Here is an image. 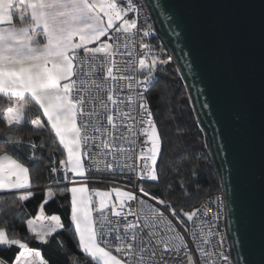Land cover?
I'll use <instances>...</instances> for the list:
<instances>
[{"label": "snow or ice", "instance_id": "obj_1", "mask_svg": "<svg viewBox=\"0 0 264 264\" xmlns=\"http://www.w3.org/2000/svg\"><path fill=\"white\" fill-rule=\"evenodd\" d=\"M140 13L132 0H0V94L12 105L7 124L20 126L27 117L66 154L50 171L62 173L79 250L92 264H240L231 248L223 246L219 211L206 220L201 208L178 210L144 186L160 181L166 152L147 94L158 66L169 64L172 56L156 54L144 42L155 29L147 15L141 22ZM201 29L194 20V36ZM130 45L144 50L142 58L125 59L133 56ZM226 56L233 118L243 139L258 131L264 159V68L256 93L244 56L230 48ZM21 132L22 128H10L6 141L23 148ZM29 146L28 155L35 158L38 145ZM93 171L129 177V184L139 182L134 190L127 184L90 190L87 182ZM31 187L26 163L0 155V192L16 195ZM31 195H19V200L28 201ZM54 195L48 190L40 215L27 220L34 239L46 245L65 227L61 216L45 215L43 205ZM226 199L217 197V207ZM0 246L19 250L11 262L0 257V264H49L40 251L4 227Z\"/></svg>", "mask_w": 264, "mask_h": 264}, {"label": "water", "instance_id": "obj_2", "mask_svg": "<svg viewBox=\"0 0 264 264\" xmlns=\"http://www.w3.org/2000/svg\"><path fill=\"white\" fill-rule=\"evenodd\" d=\"M143 1L155 33L187 89L223 198L227 196L225 228L231 255L240 264L245 260L260 264L264 253V159L258 131L251 139H243L233 118L226 50L244 56L247 78L258 93L264 68V0ZM194 20L202 25L195 36Z\"/></svg>", "mask_w": 264, "mask_h": 264}, {"label": "trees", "instance_id": "obj_3", "mask_svg": "<svg viewBox=\"0 0 264 264\" xmlns=\"http://www.w3.org/2000/svg\"><path fill=\"white\" fill-rule=\"evenodd\" d=\"M151 41L162 49H166L156 33ZM166 55H170L167 51ZM154 120L161 133L165 165L160 167L161 179L158 183H145V188L174 206L185 211L194 210L206 198L222 190L220 180L206 149L204 133L197 121L187 89L173 61L158 66L154 74V83L149 96ZM10 104V103H8ZM35 111V109H34ZM8 127L0 110V134ZM22 140L19 146H13L0 136V155H12L26 163L30 168L32 195L28 201L21 202L19 195L28 192L0 195V227L41 252L49 264H92L89 257L79 250L78 239L74 233V225L70 222L69 196L64 192V184L60 182L62 173H52L50 169L59 165L64 158L58 145L47 132H39L26 122L22 126ZM38 145L35 158H30L29 143ZM159 163V162H158ZM102 179H117L106 176ZM89 180H98L89 175ZM91 186V185H89ZM104 188V187H102ZM55 195L44 206L45 215L61 216L64 229L57 231L49 238V244H43L27 227V220L39 213L47 191ZM63 243H59L61 241ZM18 248L1 250L0 257L13 261Z\"/></svg>", "mask_w": 264, "mask_h": 264}, {"label": "built area", "instance_id": "obj_4", "mask_svg": "<svg viewBox=\"0 0 264 264\" xmlns=\"http://www.w3.org/2000/svg\"><path fill=\"white\" fill-rule=\"evenodd\" d=\"M118 2H119V0H118ZM132 2L135 3L138 7L141 8V13H140L141 22H143L144 16L147 15L148 18L150 19V22L153 25L152 16H151L146 4L144 3V1L143 0H132ZM153 28H154V25H153ZM144 42L151 44V47H152V50H153L154 53L159 54V55L167 54V49H162L159 46H156L151 41V37L150 38H145ZM129 50L133 52V56L132 57H126L125 59L142 58L143 53H144L143 49H140V48L132 46V45H130ZM117 59L119 60L120 57H117ZM151 90H152V87H151ZM151 90L147 94V99H148V103H149L150 108H151V103H150V100H149V96H150ZM151 110H152V108H151ZM153 118H154V116H153ZM89 175L95 177L98 180H93L88 185L93 184V185H97L99 187H123V186H121L119 184H127L128 188L130 190H134L135 184L139 182V181L133 180L132 183L129 184V177H126V176H113V177H117V179H105V180H110L111 181V184H109V183H105L104 179H102V178H105L106 176H112L110 174H105L102 171H93V172H90ZM217 197L223 198L222 190H220L219 192H217V193L213 194L212 196L206 198L197 208H201L202 210L206 211V216L204 217L206 220L209 217H214L216 212L219 211L220 219L217 222L218 225H219V229L218 230H219L220 233H222L224 235V245H223L224 248L228 249V248H230V246H229V240H228V236H227V232H226V228H225V207H224V204H221L219 206V208L217 207ZM152 203H155V202L153 201ZM159 207L162 208V206H159ZM166 215H168V214L166 213ZM168 218L171 219L170 216H168ZM173 222L175 223V221H173ZM185 238L189 240L190 248L194 249L195 246L192 245L190 238L187 235H186ZM212 239H213V242H215V240L218 239V237H214Z\"/></svg>", "mask_w": 264, "mask_h": 264}, {"label": "crops", "instance_id": "obj_5", "mask_svg": "<svg viewBox=\"0 0 264 264\" xmlns=\"http://www.w3.org/2000/svg\"><path fill=\"white\" fill-rule=\"evenodd\" d=\"M17 24H18V22H17ZM18 26H19V24H18ZM8 103H9V101L7 100V97L4 96V95H2V94H0V110H1L2 115H3V118L5 119L6 122H7V120H6L7 109H8V107L12 106V105H10V104H8ZM27 111H28V110H26V112H27ZM37 115H38V113L36 112V110L34 111V108H33L32 111H31V116H32L33 118H35ZM26 122H28L27 117H26V121H25V122H22V124H21L20 126L8 125V127H7L5 130H3V131L1 132V134H0L1 138L4 139V140L6 141V134L9 132V129H10V128H13V127H19V128H22L23 124H25ZM33 127H34V126H33ZM22 135H23V131L20 133V136H21L20 142H21V140H22ZM9 143H11V142H9ZM32 189H33V188L31 187L30 190H18V193L28 192V191H31ZM8 193H12V192H0V195H2V194H8ZM39 215H40V212L37 214V216H39ZM37 216H36V217H37ZM36 217L33 218V220H36ZM37 226H39L38 223H37ZM59 230H61V229H58L57 231H59ZM29 231L31 232L30 229H29ZM31 234L34 235V233H32V232H31ZM0 248H1V250H3V251H6V250H7V249L4 248L3 246H0Z\"/></svg>", "mask_w": 264, "mask_h": 264}, {"label": "rangeland", "instance_id": "obj_6", "mask_svg": "<svg viewBox=\"0 0 264 264\" xmlns=\"http://www.w3.org/2000/svg\"><path fill=\"white\" fill-rule=\"evenodd\" d=\"M66 155V154H65ZM80 178H77V180H79ZM93 181V180H92ZM104 181H105V183H109V184H111V181L110 180H105L104 179ZM89 183H91V181L90 180H88V182H87V186L90 188V190L91 189H96V190H109L111 187H104V188H102V187H99V186H97V185H93V184H91V186H89L88 184ZM119 185H121V186H124V185H126V184H119ZM37 223L38 224H40V221H37ZM77 239H78V237H77ZM90 259V258H89Z\"/></svg>", "mask_w": 264, "mask_h": 264}]
</instances>
